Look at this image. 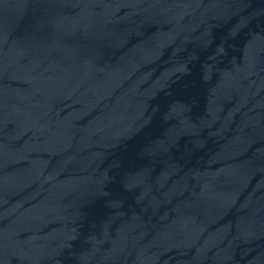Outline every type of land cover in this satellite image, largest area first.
Listing matches in <instances>:
<instances>
[{
    "label": "water",
    "instance_id": "95a60500",
    "mask_svg": "<svg viewBox=\"0 0 264 264\" xmlns=\"http://www.w3.org/2000/svg\"><path fill=\"white\" fill-rule=\"evenodd\" d=\"M0 264H264V0H0Z\"/></svg>",
    "mask_w": 264,
    "mask_h": 264
}]
</instances>
